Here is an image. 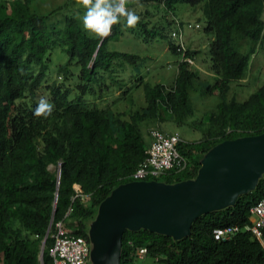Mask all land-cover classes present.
Wrapping results in <instances>:
<instances>
[{
	"label": "trees",
	"instance_id": "16d2710c",
	"mask_svg": "<svg viewBox=\"0 0 264 264\" xmlns=\"http://www.w3.org/2000/svg\"><path fill=\"white\" fill-rule=\"evenodd\" d=\"M33 1L0 3V264H53L49 250L58 222H63L69 235L89 240L88 222L114 190L131 182L147 156L150 144L142 125L156 120L184 125L194 114L189 98L197 86L208 95L218 90L221 97L227 96L230 85L245 78L249 65L250 56L238 47L247 39L257 43L264 34V0H136L153 1L172 15L180 5L201 8L205 32L211 38V71L217 76L213 86L184 61L194 60L195 52L179 51L172 39L177 20L168 23L174 25L170 35L156 32L157 28L149 30L143 20L129 27L121 17L111 35L91 36L75 16H67L62 28L49 25L50 17L68 9V3L42 16L31 10ZM124 31L145 33L148 41L160 36L180 57L175 86L146 85L148 106L130 119L113 108L135 88L132 80L130 88L123 80L126 63L143 60L107 48ZM59 47L68 61L53 70ZM140 66L135 67L139 74ZM53 71L65 81L74 80L76 86L47 85ZM115 87L127 90L115 102L100 107L97 103L106 101L105 92L108 95ZM42 98L53 105L51 115L34 114ZM89 98L95 99L93 104ZM208 119L204 139L179 143L187 170L169 172L155 181L176 184L196 179L202 159L212 148L263 134L264 85L243 103L223 100ZM50 166L59 168V182ZM262 199L264 176L233 207L197 219L185 239L177 241L146 229L127 230L119 264H139L137 251L143 248L153 264H262L260 243L251 233L242 231L225 242L213 236L217 228L249 225L251 209ZM49 230L41 262L42 242Z\"/></svg>",
	"mask_w": 264,
	"mask_h": 264
},
{
	"label": "rangeland",
	"instance_id": "374dc122",
	"mask_svg": "<svg viewBox=\"0 0 264 264\" xmlns=\"http://www.w3.org/2000/svg\"><path fill=\"white\" fill-rule=\"evenodd\" d=\"M12 1L14 0H0V3L7 5ZM67 3L69 4V8L63 9L50 17L48 21L49 25L56 24L59 28H62L67 16H75L84 28L83 17L87 9L81 2L74 0H34L30 8L38 15L47 16L58 8L64 7ZM127 8L141 15L140 20L148 24L149 30L157 28L156 32L159 31V33L170 35L174 30V25H168V23L172 22V20L174 22L177 20L182 26L185 25V48L191 52H195L193 64L190 66L193 70L198 71L203 82H207L209 85L215 84L217 76L211 71L209 52L211 38L205 32L206 22L200 7L180 5L176 7L177 9L174 15H172L164 10V6H160L153 1L140 3L136 0H127ZM146 12L149 14L148 17H145ZM188 25H191L192 28H189ZM196 25H199L198 29L195 28ZM86 32L91 36H98V34L90 30H86ZM111 34L112 31L109 35ZM146 36L145 33L138 34L137 31L136 33L124 31V35L118 41H111L107 46L109 51L138 56L143 60V63L137 61L135 65L126 63L127 69L125 70L123 80L124 82L126 80L129 88L131 85L128 84L132 80L135 88L129 89L126 95L123 96V91L127 90V87H124L123 91L115 87L108 95L106 92L103 95V97L107 98L105 99L106 101L97 103L100 107H103L123 96V100L117 101L113 109L117 114H121L124 119H130L133 114L143 111L148 106L145 93L146 85L152 87L163 85L171 88L175 86L177 81L180 57L170 50L167 40L157 36L153 40L148 41L146 40ZM238 50L242 54L250 56L245 78L241 81L233 82L229 87L227 96L224 98L221 97L218 90L214 91V94L208 95L202 86H197L191 90L189 99L191 108L194 110L193 116L187 119L185 124L181 126L172 121L160 122L156 120L144 123L142 130L147 144H150L151 141L148 134L151 130L157 128L167 134H178L185 142L201 141L206 137L209 130V115L216 112L218 105L223 100L227 102L236 100L243 103L264 85V34L257 43L250 39L242 41ZM54 59L53 70L59 64L66 63L68 56L62 53V48L59 47L55 49ZM140 64L142 65L140 66L141 74L135 70V67ZM132 72L135 74L131 75ZM48 80L47 85L56 83L58 86L65 85V87L68 86L70 88L76 86L74 80L65 81L56 71H53ZM44 93L46 94L47 92L45 91ZM94 101V98H89L91 104ZM50 170L59 175V168L50 166ZM91 221L88 222V226ZM88 233L90 238L89 264H104L110 250L109 246L113 244L112 235L108 234L98 225L88 227ZM138 263L153 264V261L146 256L138 258Z\"/></svg>",
	"mask_w": 264,
	"mask_h": 264
},
{
	"label": "water",
	"instance_id": "95a60500",
	"mask_svg": "<svg viewBox=\"0 0 264 264\" xmlns=\"http://www.w3.org/2000/svg\"><path fill=\"white\" fill-rule=\"evenodd\" d=\"M263 176L264 133L228 140L204 156L196 179L120 186L100 205L88 227L98 225L112 235L104 264H119L125 231L146 229L177 241L185 239L197 219L233 207L240 196L256 189ZM57 178L59 182L60 172ZM49 232L42 242L41 262Z\"/></svg>",
	"mask_w": 264,
	"mask_h": 264
},
{
	"label": "built area",
	"instance_id": "2783aa9c",
	"mask_svg": "<svg viewBox=\"0 0 264 264\" xmlns=\"http://www.w3.org/2000/svg\"><path fill=\"white\" fill-rule=\"evenodd\" d=\"M176 27L172 33V39L179 47V51H185L184 27L179 22L176 23ZM184 61L193 64L190 58H185ZM150 139L147 156L132 175L131 182L155 181L169 172L181 173L187 170L188 162L181 156L178 149L182 141L178 134H167L157 128L150 131ZM76 189L79 190V187L76 186ZM242 231L251 233L258 240L264 255V199L251 209L249 225L244 228L239 226L217 228L213 236L216 241L225 242L233 239ZM52 238L53 245L49 254L53 259V264H89V240L82 236L69 235L63 222L55 225ZM137 253L139 258L146 257L148 254L145 248L138 250Z\"/></svg>",
	"mask_w": 264,
	"mask_h": 264
},
{
	"label": "clouds",
	"instance_id": "9594fccd",
	"mask_svg": "<svg viewBox=\"0 0 264 264\" xmlns=\"http://www.w3.org/2000/svg\"><path fill=\"white\" fill-rule=\"evenodd\" d=\"M82 4L87 9L83 17L84 28L102 37L110 34L121 17L126 18L129 27H135L140 20L135 12L127 9V0H82ZM52 111L53 105L42 98L34 114L48 116Z\"/></svg>",
	"mask_w": 264,
	"mask_h": 264
}]
</instances>
